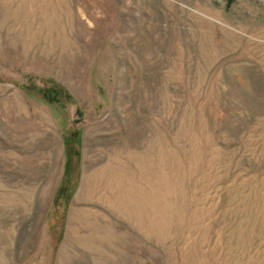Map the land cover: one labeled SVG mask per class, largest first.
<instances>
[{"label":"rangeland","instance_id":"obj_1","mask_svg":"<svg viewBox=\"0 0 264 264\" xmlns=\"http://www.w3.org/2000/svg\"><path fill=\"white\" fill-rule=\"evenodd\" d=\"M23 2L0 0V264L124 238L131 264H264V0Z\"/></svg>","mask_w":264,"mask_h":264},{"label":"crops","instance_id":"obj_2","mask_svg":"<svg viewBox=\"0 0 264 264\" xmlns=\"http://www.w3.org/2000/svg\"><path fill=\"white\" fill-rule=\"evenodd\" d=\"M134 249L135 245H131L128 238L120 239L117 244L110 242L102 251V257L90 256L87 264H131V253Z\"/></svg>","mask_w":264,"mask_h":264},{"label":"bare ground","instance_id":"obj_3","mask_svg":"<svg viewBox=\"0 0 264 264\" xmlns=\"http://www.w3.org/2000/svg\"><path fill=\"white\" fill-rule=\"evenodd\" d=\"M24 5L26 7H32L34 10H40L41 16L45 21L50 20V13L55 9L54 0H24Z\"/></svg>","mask_w":264,"mask_h":264},{"label":"trees","instance_id":"obj_4","mask_svg":"<svg viewBox=\"0 0 264 264\" xmlns=\"http://www.w3.org/2000/svg\"><path fill=\"white\" fill-rule=\"evenodd\" d=\"M54 91V90H53ZM57 92H55V95H56V93H58V94H60L59 92H63L64 91V89L61 87V86H58V88H57V90H56ZM77 132V131H76ZM76 132L73 134L74 136H77L76 135ZM69 152V151H68ZM68 166H69V160L67 161V168H68ZM68 172V171H67ZM60 192L63 194L64 192H65V189L62 187L61 188V190H60ZM62 194H60V195H62ZM59 197V196H58Z\"/></svg>","mask_w":264,"mask_h":264},{"label":"flooded vegetation","instance_id":"obj_5","mask_svg":"<svg viewBox=\"0 0 264 264\" xmlns=\"http://www.w3.org/2000/svg\"><path fill=\"white\" fill-rule=\"evenodd\" d=\"M69 138H71V137H69Z\"/></svg>","mask_w":264,"mask_h":264}]
</instances>
